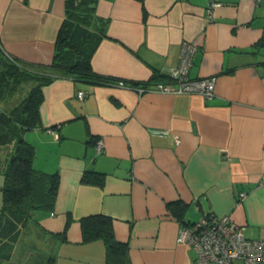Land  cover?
Segmentation results:
<instances>
[{"label": "crops", "instance_id": "1", "mask_svg": "<svg viewBox=\"0 0 264 264\" xmlns=\"http://www.w3.org/2000/svg\"><path fill=\"white\" fill-rule=\"evenodd\" d=\"M218 1L209 11L208 0H95L106 24L94 72L150 88L156 74L168 81L189 40V76H216L215 94L67 77L44 85L40 121L24 139L34 168L56 174V199L34 212L1 264H104V241L82 239L80 218L94 214L111 219L130 264H196L177 236L206 212L264 238V0ZM64 13L65 0H0L2 48L48 66ZM2 184L0 164V213ZM174 202L188 205L184 221Z\"/></svg>", "mask_w": 264, "mask_h": 264}, {"label": "trees", "instance_id": "2", "mask_svg": "<svg viewBox=\"0 0 264 264\" xmlns=\"http://www.w3.org/2000/svg\"><path fill=\"white\" fill-rule=\"evenodd\" d=\"M105 24L106 20L95 13V0H65L64 18L57 32L52 61L48 66L23 62L6 53L0 44V97L23 83H31L27 95L19 105L10 111L0 107V146L8 143L13 145L11 158H5L2 163L0 264L10 260L13 243L34 212L52 209L57 194L56 174L34 168V149L25 141L22 132L39 123L42 87L55 78L67 77L102 84L113 81L94 72L91 66L92 55L105 36ZM259 43H264V40ZM152 79L153 82L165 81L158 74ZM167 205L184 221L182 216L187 211V204L174 202ZM185 223L191 222L184 221L183 224ZM80 224L84 242L93 239L104 241V264H130L127 244L115 239L108 216H84L80 218Z\"/></svg>", "mask_w": 264, "mask_h": 264}, {"label": "built area", "instance_id": "3", "mask_svg": "<svg viewBox=\"0 0 264 264\" xmlns=\"http://www.w3.org/2000/svg\"><path fill=\"white\" fill-rule=\"evenodd\" d=\"M218 0H208L209 11L218 6ZM196 44L183 40L179 47L176 66L171 69L168 81L155 82L150 88L145 85L127 83L122 79L108 81L120 87H126L142 93L148 90L168 93H197L205 99L215 94L217 77L207 76L191 78L190 67L194 60ZM79 98L86 93L79 91ZM175 142L179 138L174 136ZM101 141L97 142L100 150ZM245 192L238 194L239 199ZM177 242L190 246L194 251L196 264H264V238H248L241 227L229 215L203 213L196 221L183 224L178 232Z\"/></svg>", "mask_w": 264, "mask_h": 264}, {"label": "rangeland", "instance_id": "4", "mask_svg": "<svg viewBox=\"0 0 264 264\" xmlns=\"http://www.w3.org/2000/svg\"><path fill=\"white\" fill-rule=\"evenodd\" d=\"M30 86H31V83H23L22 85H19L16 88H12L11 91L9 92L6 91L5 95L3 93L0 97V107L4 110L10 111L13 107L19 105L21 100L27 95ZM3 95L4 97L2 98ZM22 133L24 136L25 131ZM12 146L13 145L11 143H8L4 146H0V164L3 163V160L5 158L6 159L11 158L10 154L12 151ZM30 264H33V263L30 262Z\"/></svg>", "mask_w": 264, "mask_h": 264}, {"label": "water", "instance_id": "5", "mask_svg": "<svg viewBox=\"0 0 264 264\" xmlns=\"http://www.w3.org/2000/svg\"><path fill=\"white\" fill-rule=\"evenodd\" d=\"M190 209H193V206L192 205L190 206Z\"/></svg>", "mask_w": 264, "mask_h": 264}]
</instances>
